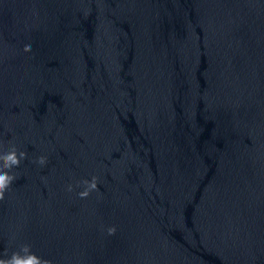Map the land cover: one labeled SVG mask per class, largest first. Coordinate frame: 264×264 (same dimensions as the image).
Here are the masks:
<instances>
[{"label": "water", "instance_id": "95a60500", "mask_svg": "<svg viewBox=\"0 0 264 264\" xmlns=\"http://www.w3.org/2000/svg\"><path fill=\"white\" fill-rule=\"evenodd\" d=\"M10 141L0 258L264 264V0H0Z\"/></svg>", "mask_w": 264, "mask_h": 264}, {"label": "clouds", "instance_id": "9594fccd", "mask_svg": "<svg viewBox=\"0 0 264 264\" xmlns=\"http://www.w3.org/2000/svg\"><path fill=\"white\" fill-rule=\"evenodd\" d=\"M26 158L27 153L12 141L9 142L7 147L0 146V199L4 198L5 192L16 179L13 169L17 168L21 161ZM36 162L44 165L46 157L40 156ZM92 187H94V184ZM67 190L72 191L71 184L67 186ZM80 195H87V189L81 192ZM0 264H48V261L38 256L31 250V246L25 243L19 245L10 255L0 258Z\"/></svg>", "mask_w": 264, "mask_h": 264}]
</instances>
